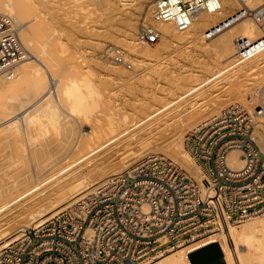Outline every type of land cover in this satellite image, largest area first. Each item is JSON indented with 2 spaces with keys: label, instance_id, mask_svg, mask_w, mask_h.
Masks as SVG:
<instances>
[{
  "label": "bare ground",
  "instance_id": "1",
  "mask_svg": "<svg viewBox=\"0 0 264 264\" xmlns=\"http://www.w3.org/2000/svg\"><path fill=\"white\" fill-rule=\"evenodd\" d=\"M54 1L59 16L50 22L39 8L31 16L28 1L0 0V14L17 22L29 53L9 74H0V247L18 228L42 224L143 156L163 152L189 158L185 133L228 105L241 103L253 110L264 104V0H221L217 11L194 14L186 29L154 20L160 42L152 49L141 45L138 35L135 43L125 38L133 56L124 54L125 59L134 66L104 61L114 79L99 90L104 97L97 118L74 108L84 99L73 95L75 46L63 42L62 29L108 27L120 14L128 28L132 19L126 4L134 0H120L121 6L113 0ZM153 8L151 4L146 15L154 16ZM238 40L254 47L242 61L233 58ZM250 74L259 78L253 86L246 83ZM84 116L91 120L89 130ZM47 120L55 124L51 132L41 127ZM131 128L137 131L129 133ZM253 137L264 150L260 130ZM24 207L15 217V208ZM213 238L229 264H264V217L225 224ZM148 264L190 263L186 250L177 249Z\"/></svg>",
  "mask_w": 264,
  "mask_h": 264
},
{
  "label": "built area",
  "instance_id": "2",
  "mask_svg": "<svg viewBox=\"0 0 264 264\" xmlns=\"http://www.w3.org/2000/svg\"><path fill=\"white\" fill-rule=\"evenodd\" d=\"M99 1V0H96ZM154 20L186 29L199 11H217L221 0H152ZM141 43L156 44L152 22L138 28ZM238 40L233 58L253 50ZM17 22L0 14V74L27 59ZM108 58L126 64L113 48ZM264 104L233 103L183 139L188 157L151 153L112 176L39 225L22 226L0 247V264H148L185 249L219 243L225 224L264 217ZM18 234V235H17ZM221 245V244H220Z\"/></svg>",
  "mask_w": 264,
  "mask_h": 264
},
{
  "label": "rangeland",
  "instance_id": "3",
  "mask_svg": "<svg viewBox=\"0 0 264 264\" xmlns=\"http://www.w3.org/2000/svg\"><path fill=\"white\" fill-rule=\"evenodd\" d=\"M23 1H28L33 6V11L32 13H30L31 16H35L34 15L35 10L39 8L44 12V14L42 15L44 19L49 20L50 22H55V19H58L59 15L55 11L57 4L55 3L54 0H23ZM113 1H116L115 4H117L118 6H121L122 3H124L123 1L120 0H113ZM151 4H153L152 0H134L126 4L127 11L132 19L130 22V26L128 28H126L123 22L121 21L125 16L123 14L116 15L110 21L108 27L92 26L85 30H79V28L72 29L69 26L63 27L62 29L63 31L60 36L61 39L63 40L64 43L73 42L75 46L74 50L76 55V63L74 65V68H76L77 71L74 75L75 83H73L71 87L73 91V95L77 97H82L84 99L83 100L84 103L80 106H78L79 102L77 100V105L74 107L76 110L79 109L87 110L88 112L91 113L92 117L94 118H97L99 116V112H98L99 100L100 99L102 100V98L104 97V95H99V90H101L100 88H103L105 81L111 80L110 78L114 79V77L109 75V72L107 70L108 65L106 62H104L108 60L111 61L108 58L109 50L111 48H119L124 52L126 56L129 57L132 56L125 48V43L127 42L125 38L135 43V38L137 39L136 35L138 34V28L140 23L146 21V22H152L154 24L153 14L146 15V13L150 12ZM46 7L52 9V11L47 12L45 10ZM234 10L237 11L238 8L233 9V11ZM153 12H154V8H153ZM159 42L160 41H158L157 44H151V45H144L141 43V45L146 46L148 49H152L155 48L157 45H159ZM127 63L132 64L130 59H127ZM137 64L139 65L138 68H140L142 67L143 63L138 61ZM132 65L134 66V64ZM245 79H246V83L249 86H253L254 84L257 83V80L259 78L258 75L256 74L255 75L250 74V75H246ZM113 85H114L113 87L116 88V86H118V82L113 83ZM79 87L85 89L86 92L81 93L79 91ZM117 99L118 98L115 96L114 100L117 101ZM70 104H74V102ZM90 123H91L90 118H85L84 116L83 124L86 130H89ZM54 126L55 124H53L49 120L41 124L43 130L48 129L50 132L53 131ZM136 131L137 128L129 129V133H133ZM1 149L2 146H0V151ZM16 159L17 157L15 158V160ZM100 184L101 183L96 184L92 188L84 191L81 195L77 196L75 200L86 194H89L90 192H94V188L102 185ZM49 192H47V194ZM43 197L45 196H42L41 198ZM70 202H74V200ZM2 204L6 205V203H2ZM65 206H67V204L60 207L59 210L64 208ZM25 209L26 207L15 208V212L13 214L16 217ZM5 210L7 209L4 208V211ZM190 261L192 262V264H226L222 250L218 243H213L201 250H197L196 252L191 253Z\"/></svg>",
  "mask_w": 264,
  "mask_h": 264
},
{
  "label": "crops",
  "instance_id": "4",
  "mask_svg": "<svg viewBox=\"0 0 264 264\" xmlns=\"http://www.w3.org/2000/svg\"><path fill=\"white\" fill-rule=\"evenodd\" d=\"M211 244H213V243H211ZM211 244H208V245H211ZM218 244H219V243H218ZM208 245L203 246V247H200V248H197V249H195V250H192V251L188 254V256H187V257H188V260H189V263L192 264V262L190 261V254H191V253H194V252H196L197 250H201V249L207 247ZM219 246H220V248H221V250H222L223 257H224V259H225V261H226V264H229V262H228V260H227V258H226V255H225V252H224L223 247H222L220 244H219Z\"/></svg>",
  "mask_w": 264,
  "mask_h": 264
}]
</instances>
